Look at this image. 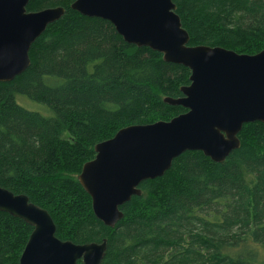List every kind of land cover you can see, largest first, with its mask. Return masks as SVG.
Segmentation results:
<instances>
[{
  "label": "trees",
  "instance_id": "1",
  "mask_svg": "<svg viewBox=\"0 0 264 264\" xmlns=\"http://www.w3.org/2000/svg\"><path fill=\"white\" fill-rule=\"evenodd\" d=\"M73 1L26 6L64 14L32 43L30 65L0 81V186L47 210L61 240L105 238L101 264H264V122L245 123L222 162L185 151L162 176L141 181L113 227L94 216L74 175L119 129L184 112L164 98L181 96L190 70L128 44L109 21L71 9ZM172 2L189 45L264 49V0ZM31 230L0 211V264H19Z\"/></svg>",
  "mask_w": 264,
  "mask_h": 264
},
{
  "label": "water",
  "instance_id": "2",
  "mask_svg": "<svg viewBox=\"0 0 264 264\" xmlns=\"http://www.w3.org/2000/svg\"><path fill=\"white\" fill-rule=\"evenodd\" d=\"M29 0H0V81L12 80L29 65V49L46 26L64 14L61 6L27 11ZM78 13L109 21L128 44L162 54L166 62L190 70L181 96L165 97L184 112L169 120L132 124L94 145L78 182L90 196L94 216L113 227L123 217L120 206L146 179L162 176L185 151H200L222 162L240 146L245 123L264 122V49L255 54L203 44L189 45L172 0H74ZM0 211L32 227L19 264H101L106 239L76 244L55 235L44 208L25 194L0 186Z\"/></svg>",
  "mask_w": 264,
  "mask_h": 264
},
{
  "label": "rangeland",
  "instance_id": "3",
  "mask_svg": "<svg viewBox=\"0 0 264 264\" xmlns=\"http://www.w3.org/2000/svg\"><path fill=\"white\" fill-rule=\"evenodd\" d=\"M19 98V97H18ZM18 100H21V99H18ZM21 102H22V104H27L26 102H23V100H21ZM34 106V105H33ZM40 108H41V106H39ZM28 108V107H27ZM80 173V172H79ZM79 173L78 174H76V175H74V177H75V179L78 181V175H79Z\"/></svg>",
  "mask_w": 264,
  "mask_h": 264
}]
</instances>
